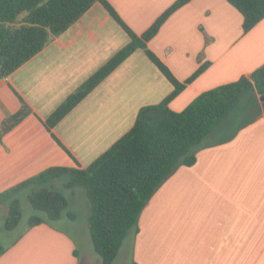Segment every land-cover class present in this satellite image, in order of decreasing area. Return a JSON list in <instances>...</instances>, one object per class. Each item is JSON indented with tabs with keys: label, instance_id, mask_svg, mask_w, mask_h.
Wrapping results in <instances>:
<instances>
[{
	"label": "crops",
	"instance_id": "obj_1",
	"mask_svg": "<svg viewBox=\"0 0 264 264\" xmlns=\"http://www.w3.org/2000/svg\"><path fill=\"white\" fill-rule=\"evenodd\" d=\"M106 1L137 35L175 2ZM242 21L227 0H189L146 42L184 84L169 101L170 109L181 111L201 92L264 64V17L246 32ZM129 40L95 2L0 78V123L22 102L30 109L0 140V193L48 167L88 166L133 126L141 107L171 93L172 83L138 47L47 127L46 119L64 99ZM203 64L204 70L187 81ZM195 155L193 165L177 166L155 190L109 264H264V102L259 95L242 96ZM57 179L48 185L56 189ZM66 188L67 207L55 220L42 217L32 226L27 221L14 232L18 224L9 230L7 213L0 215V264H103L91 239L86 190Z\"/></svg>",
	"mask_w": 264,
	"mask_h": 264
},
{
	"label": "trees",
	"instance_id": "obj_2",
	"mask_svg": "<svg viewBox=\"0 0 264 264\" xmlns=\"http://www.w3.org/2000/svg\"><path fill=\"white\" fill-rule=\"evenodd\" d=\"M189 0H175L141 34L133 33L106 0H0V78L6 77L23 62L40 51L52 37L64 32L95 2L127 31L129 42L87 78L46 119L52 127L91 89L121 63L133 50L142 48L150 60L172 83L173 89L162 101L139 109L133 126L88 166L73 168L52 166L0 193V203L8 201L4 225L13 229L21 220L22 208L17 192L31 187L28 200L32 207L55 220L67 207L65 195L48 185L67 175L64 185L85 188L90 203L88 216L91 239L103 264L116 256L127 232L136 226L139 214L159 185L179 165L196 161L195 151L205 136L234 109L238 100L255 91L264 102V64L249 75L198 94L181 111L169 108V101L184 87L168 68L147 48L146 42L158 31L165 19ZM242 15L243 31H248L264 17V0H227ZM201 65L187 79L201 73ZM29 107L19 109L0 123V140L19 123ZM43 218L32 215L29 225ZM0 245V253L3 251Z\"/></svg>",
	"mask_w": 264,
	"mask_h": 264
},
{
	"label": "rangeland",
	"instance_id": "obj_3",
	"mask_svg": "<svg viewBox=\"0 0 264 264\" xmlns=\"http://www.w3.org/2000/svg\"><path fill=\"white\" fill-rule=\"evenodd\" d=\"M68 176L64 175L60 178L57 179L56 181V189L61 191L62 193H66L68 194V188H66L63 184V181L66 179L67 180ZM30 188L27 187L25 189H22L21 191H19V193L17 194V197L20 200L21 203V208H22V217L21 220L18 223V227L16 228V230L14 232H16L17 230H19L21 228V226L25 225L29 219L30 216L32 215H38L41 217H46V214L42 211L36 210L32 207V205L30 204L29 200H28V194L30 192ZM79 201V200H78ZM7 208H8V203H3L0 205V215H2L3 213H7ZM82 211V208H81ZM1 219V216H0ZM1 226V224H0ZM13 234V233H12ZM2 235V232L0 231V236Z\"/></svg>",
	"mask_w": 264,
	"mask_h": 264
}]
</instances>
